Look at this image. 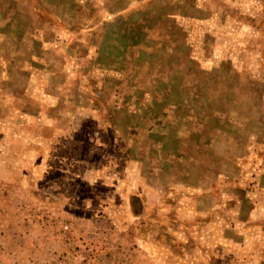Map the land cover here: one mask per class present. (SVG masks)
I'll return each mask as SVG.
<instances>
[{
	"label": "rangeland",
	"instance_id": "374dc122",
	"mask_svg": "<svg viewBox=\"0 0 264 264\" xmlns=\"http://www.w3.org/2000/svg\"><path fill=\"white\" fill-rule=\"evenodd\" d=\"M0 264H264V0H0Z\"/></svg>",
	"mask_w": 264,
	"mask_h": 264
}]
</instances>
